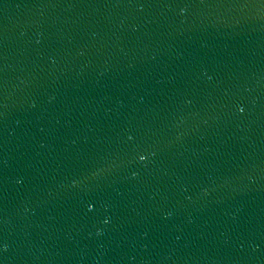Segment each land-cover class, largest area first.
Instances as JSON below:
<instances>
[{"label":"water","instance_id":"water-1","mask_svg":"<svg viewBox=\"0 0 264 264\" xmlns=\"http://www.w3.org/2000/svg\"><path fill=\"white\" fill-rule=\"evenodd\" d=\"M0 264H264V0H0Z\"/></svg>","mask_w":264,"mask_h":264},{"label":"snow or ice","instance_id":"snow-or-ice-1","mask_svg":"<svg viewBox=\"0 0 264 264\" xmlns=\"http://www.w3.org/2000/svg\"><path fill=\"white\" fill-rule=\"evenodd\" d=\"M241 111H243V109L241 108ZM145 159V156H143V155H141L140 156V160H144ZM89 207L91 208L92 207V205H89Z\"/></svg>","mask_w":264,"mask_h":264}]
</instances>
